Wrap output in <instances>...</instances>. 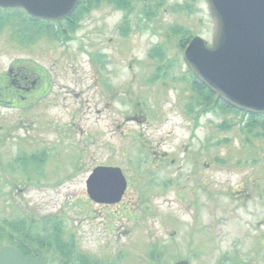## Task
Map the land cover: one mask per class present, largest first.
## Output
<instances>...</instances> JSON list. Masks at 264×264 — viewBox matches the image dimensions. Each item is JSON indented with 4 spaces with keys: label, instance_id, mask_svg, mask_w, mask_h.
Returning a JSON list of instances; mask_svg holds the SVG:
<instances>
[{
    "label": "rangeland",
    "instance_id": "374dc122",
    "mask_svg": "<svg viewBox=\"0 0 264 264\" xmlns=\"http://www.w3.org/2000/svg\"><path fill=\"white\" fill-rule=\"evenodd\" d=\"M91 2L73 39L31 37L14 8L0 25V221L54 218L97 264H264V131L244 112L198 115L174 32L211 43L206 0L138 4L127 29L109 0ZM98 165L122 168L119 203L88 195Z\"/></svg>",
    "mask_w": 264,
    "mask_h": 264
},
{
    "label": "water",
    "instance_id": "95a60500",
    "mask_svg": "<svg viewBox=\"0 0 264 264\" xmlns=\"http://www.w3.org/2000/svg\"><path fill=\"white\" fill-rule=\"evenodd\" d=\"M80 0H0L1 8H21L30 16L58 21L67 18ZM213 23L211 44L195 36L185 60L220 99L233 107L264 114V0H206ZM121 167L99 165L90 173L87 193L97 203L115 204L127 190ZM0 264H48L46 257H27L13 246L0 249ZM173 264H190L180 260Z\"/></svg>",
    "mask_w": 264,
    "mask_h": 264
},
{
    "label": "trees",
    "instance_id": "16d2710c",
    "mask_svg": "<svg viewBox=\"0 0 264 264\" xmlns=\"http://www.w3.org/2000/svg\"><path fill=\"white\" fill-rule=\"evenodd\" d=\"M109 1L116 2L119 0ZM96 2L98 3V1ZM91 3V0H81L72 14L64 20H67L71 27L59 30L55 29V26L58 23H62L61 21L37 19L31 17L23 9L14 8V10L19 12L21 11L24 14V20H26L25 23H27L26 26L29 27L26 32H29L31 37H38L42 34L48 35L47 37H54L60 34L62 36V40L65 41L71 39L73 35L71 32L75 29V26L78 25L85 9L87 12L91 11V6L93 5H91ZM10 10L11 9H4L0 7V25L4 24V20L6 18L5 15H11L9 13ZM19 31L21 32L23 30L20 29ZM174 32L182 36L181 47L184 49L191 40L192 34L182 27L176 28ZM157 50L162 49L155 48L151 51V54H154ZM161 57H164V55ZM189 72L192 75L194 88L197 92L198 100H195L193 105H197L200 108L198 115L201 116L203 114L217 112L219 110L233 113L241 112L239 109L220 99L212 90L202 83L191 70H189ZM188 107L191 109L190 105ZM248 115L249 127L253 128L254 126H259L264 131V115L253 113ZM20 162L28 164L29 156L24 158V160L21 159ZM51 219L54 221L52 232L47 229V226L52 222L50 219H48L45 224H42V226L36 222L35 218L29 220V216H22L12 220L3 219L0 221V249L4 246H13L27 257H37L39 255L44 256L45 254L52 253L58 256L60 262H63L64 264H97V262H93L88 257L81 255V253L77 250L73 238L64 240L62 225L59 223L55 224V219Z\"/></svg>",
    "mask_w": 264,
    "mask_h": 264
},
{
    "label": "flooded vegetation",
    "instance_id": "af4514ba",
    "mask_svg": "<svg viewBox=\"0 0 264 264\" xmlns=\"http://www.w3.org/2000/svg\"><path fill=\"white\" fill-rule=\"evenodd\" d=\"M96 1H98V3L99 2H101V0H95V2ZM149 1H153V2H149ZM155 1V2H154ZM160 2V0H119V1H110V3H112L113 5H115L116 6V8L117 9H119V10H122L123 12H124V26H123V29H127V27L130 25V20H129V17H130V15H131V13H133V11H134V9L137 7V5L138 4H143V6H144V8H152L151 6L155 3V5H156V3H159ZM118 4V5H117ZM122 4V5H121ZM159 5L160 6H164L165 5V2H164V5H163V2H161V3H159ZM158 6V5H157ZM186 7H191V4L189 3V2H187L186 3ZM151 13H153V12H151ZM209 14V13H208ZM177 34V33H176ZM124 36H127L128 35V33L127 34H123ZM195 36H199V35H195ZM195 36H193L192 38H191V40L195 37ZM190 40V41H191ZM189 41V42H190ZM208 43V42H207ZM189 44V43H188ZM187 44V45H188ZM187 45H186V47H187ZM185 47V48H186ZM155 48H158V49H162V44H159V45H156V46H154L153 48H152V50L153 49H155ZM184 51H185V49H184ZM151 54V53H150ZM150 56V55H149ZM151 56H152V54H151ZM150 56V58H152ZM185 59V58H184ZM17 74L18 73H16L15 75H16V77L20 80V82L22 83V85H24V86H26L27 88H29V91L31 90V89H34L35 87H36V83H37V79H35V80H33V81H31L30 80V78H31V75L29 74V77L28 76H25V77H23V79L22 78H19L18 76H17ZM155 77V76H154ZM28 84H29V86H28ZM22 87V86H21ZM247 114V113H246ZM139 113H134L133 114V116H131V120H137V118L139 117ZM156 153L157 154H160V155H162V156H165V154H162V153H160V152H158V151H156Z\"/></svg>",
    "mask_w": 264,
    "mask_h": 264
}]
</instances>
